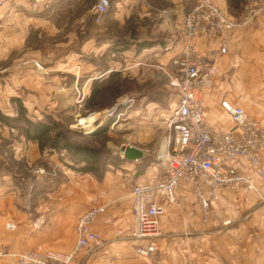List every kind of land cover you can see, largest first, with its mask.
Wrapping results in <instances>:
<instances>
[{
	"label": "crops",
	"instance_id": "crops-1",
	"mask_svg": "<svg viewBox=\"0 0 264 264\" xmlns=\"http://www.w3.org/2000/svg\"><path fill=\"white\" fill-rule=\"evenodd\" d=\"M0 1V112L12 116L11 101L18 99L29 116L33 117L35 112L42 116L46 114L43 110L46 101L55 98L58 91L60 94L62 90L68 91L76 99L88 96L95 79L94 66L79 58H82L80 53L93 51V10L76 11L83 0ZM135 4L141 7V0H110L109 10L113 11L111 16L107 13V18L119 20V14ZM66 20L80 21L78 28L84 40L74 47L71 40L62 42V36L68 35L63 33ZM47 38H52L53 43ZM222 42L226 46L223 54L219 52ZM181 46L180 40L177 48L166 50L160 61L169 64L179 56ZM198 46L202 55L216 56L217 74L201 95L208 125L217 132L236 134L221 108V102L227 101L243 108L264 127V20L216 41L200 39ZM47 51L70 54L65 60L46 59ZM34 63L41 68H36ZM79 83L84 88H79ZM156 105L154 108L160 115L161 108ZM150 106L146 110H155ZM137 114V111L129 112L128 121ZM134 121L128 124L133 132L122 145L140 149L141 160L147 155L148 145L158 146L161 160L165 152L161 131L144 121ZM141 160H124L125 174L106 172L98 181L91 174L62 171L54 156L41 154L35 143L25 141L15 129L0 124V250L3 253L0 264H15L17 255L38 248L70 251L75 244L76 221L91 207L105 209L93 225L103 245L90 256L77 255L71 264H153L152 258L136 253V248L147 242L136 243L129 237L130 187L159 180L165 173V159L162 176L150 171L145 178L140 174L135 177L133 171ZM15 163L25 166L26 171H14ZM37 164L59 169L63 179L34 175L30 169ZM233 165L251 180L253 188L246 190L250 201L242 203L243 195L237 189H220L218 201L210 205L212 218L204 225L190 187L182 184L177 191V205L162 203L161 237L153 241L159 264H264V203H257L264 196V184L246 160ZM259 167L264 174V153L260 155ZM17 179L18 183L26 182V188L15 187ZM8 224L14 225V229H7Z\"/></svg>",
	"mask_w": 264,
	"mask_h": 264
},
{
	"label": "built area",
	"instance_id": "built-area-1",
	"mask_svg": "<svg viewBox=\"0 0 264 264\" xmlns=\"http://www.w3.org/2000/svg\"><path fill=\"white\" fill-rule=\"evenodd\" d=\"M109 6L110 0H97L93 8L96 24ZM257 20H264V0H256L245 7L240 18L228 16L212 0H196L181 16L180 54L162 69L166 83L177 91L171 114L160 121L165 131V173L155 182L131 184L130 187L132 224L129 237L136 243L147 242L136 248L140 257L156 255L153 241L161 235L162 203L177 205V191L182 184L190 187L202 224L208 223L210 203L218 199L220 189L237 185L253 188L247 174L234 163L246 160L264 184V174L259 167L260 155L264 153V127L260 122L240 106L227 101L221 102V108L233 123L236 134L217 132L205 119L201 95L217 74L216 56L214 53L202 55L198 46L200 39L216 41ZM225 51L222 42L219 52ZM34 65L41 68L38 63ZM33 172L46 174L43 168H35ZM123 181L130 183L127 178ZM104 211L103 207H91L77 219L75 244L70 251L38 248L17 255L15 264H71L77 255L90 256L103 245L93 225ZM6 228L12 230L14 225L8 224Z\"/></svg>",
	"mask_w": 264,
	"mask_h": 264
},
{
	"label": "rangeland",
	"instance_id": "rangeland-1",
	"mask_svg": "<svg viewBox=\"0 0 264 264\" xmlns=\"http://www.w3.org/2000/svg\"><path fill=\"white\" fill-rule=\"evenodd\" d=\"M195 1L141 0V7L135 4L129 7L128 10H123L119 14V20L111 18L112 13L110 15V12L113 10L110 11L108 9L109 18H107L108 15L106 13L99 23L96 24L93 21V51L80 53L82 58H79L82 62H88L94 66V80L99 79L103 81L99 87L101 91L100 95L94 98L90 106L88 105L89 108L86 106L87 96L76 99L68 91L64 93L63 90L61 94L58 91L55 98L51 97V99L46 101L43 109L45 110L44 112H46V115L49 113V115L53 116L56 123L64 131L70 132L67 133L69 139L84 141L95 147L104 146V149L109 151V155L105 159L107 161L105 173L119 171L121 174H125L127 172V167L122 168L125 166V162L120 160L122 158L119 155V148L128 140L131 131L133 132V130H130V126H128L129 122L133 121V119L135 121H144L146 125L155 127L161 131L164 141L165 131L161 128L160 121L173 109L177 99V91L175 87H171L166 83L162 69L165 70L168 64L165 65L164 62L160 61V58L164 56L166 50L171 51L177 48L181 40V16ZM212 1L215 4L218 2L216 5L220 9L222 8L221 10L228 16L238 17L242 14L245 7L256 0H246L242 12L233 10L231 14L227 9V0ZM82 2V4L78 5L76 11L83 12L89 8H91L89 9L90 11L93 10L97 0H83ZM91 5L92 7H90ZM91 12L93 13V11ZM64 22H66L67 26L63 29V33L68 35L62 36V42L68 43V40H71V47H74L79 42L81 43L84 40H82L84 36L81 34L80 27L78 28L80 21L66 20ZM47 40L51 44L53 43L52 38H47ZM121 42L127 43L125 49L115 45ZM142 42H150L152 46L137 51V43ZM69 54L70 52L68 51L55 54H52V51H47L45 57L46 59L56 57L57 60H65L69 57ZM65 81L66 83L68 82L67 80ZM67 84L65 86H68ZM79 86V88L82 86L84 88V85L80 83ZM90 87L91 84L88 89V96ZM155 104L161 108L160 115L156 113L157 108H154ZM149 105L155 110H146V107ZM133 111H137L138 114L135 118H130L128 121V113ZM42 116L38 112H35L33 117L42 119ZM91 122L93 130L85 133L86 130L84 128ZM101 128H105V130L102 134H99ZM76 133L82 137L77 136ZM145 149L147 150V155L144 158L145 161L142 162L144 159L141 160L140 164L133 168L135 177L140 174L145 178L148 173H151L150 171H152V174L153 172L156 173L159 177L162 176L164 157L162 155L163 158L161 160L158 159L162 154L159 153L160 148L148 145ZM45 154L54 156L55 161H57L56 164L62 171H71L60 160L64 159L67 161L64 153L60 156L57 153ZM19 165L17 163L13 164L12 167L15 168L13 170L26 171L25 166L20 167ZM47 167L51 169L52 165H47ZM35 168L42 169V164L31 166L30 170L36 176L45 175L35 174L33 172ZM52 170L55 172L59 171V169L56 171L55 168H52ZM95 178L98 181L101 180V178ZM19 183L23 184L24 187ZM19 183L17 179L14 184L15 187L20 188V190L26 188V182L20 181ZM230 189H237L238 192L242 193V203L250 201L246 193V190L249 189L248 187L237 185L226 188V190ZM263 198L264 196L260 197L257 202L258 205L263 203ZM217 201H211L210 205L212 206ZM211 211L213 209L211 210L210 208V217L212 218ZM151 260H153V264L157 262V254Z\"/></svg>",
	"mask_w": 264,
	"mask_h": 264
},
{
	"label": "trees",
	"instance_id": "trees-1",
	"mask_svg": "<svg viewBox=\"0 0 264 264\" xmlns=\"http://www.w3.org/2000/svg\"><path fill=\"white\" fill-rule=\"evenodd\" d=\"M245 2L246 0H227L228 12L230 14L233 10L242 12ZM241 15L238 17H230L240 18ZM115 45L125 49L127 43L121 42ZM151 46L152 44L150 42L137 43V51L150 48ZM102 83L103 81L99 79L92 81L89 96L86 97V106H90L94 98L100 95L101 91L99 87ZM11 103L13 104L14 114L12 116H6L0 112V124L15 129L19 135L24 137L25 141L35 143L41 154L57 153L60 156L64 153L67 157V161L64 159L60 160L69 170L81 174H91L102 179L107 167V161H105V159L109 155V151L105 150L104 146L95 147L84 141L69 139L67 137L69 131H64L56 123L53 116L44 114L42 119H37L29 116L26 108L18 99H13ZM92 122L84 128L86 130L85 133H89L93 130ZM104 130L105 128H101L99 134H102ZM76 134L77 136H81L78 133ZM120 160L124 162L123 159ZM144 161L145 159L142 162ZM43 169L46 171V178H50V180H56V176H61L59 171L55 172L49 169L47 164L43 165ZM62 179L63 177L61 176V180Z\"/></svg>",
	"mask_w": 264,
	"mask_h": 264
},
{
	"label": "water",
	"instance_id": "water-1",
	"mask_svg": "<svg viewBox=\"0 0 264 264\" xmlns=\"http://www.w3.org/2000/svg\"><path fill=\"white\" fill-rule=\"evenodd\" d=\"M119 155L125 161H139L143 158V152L140 149L125 145L120 146Z\"/></svg>",
	"mask_w": 264,
	"mask_h": 264
}]
</instances>
